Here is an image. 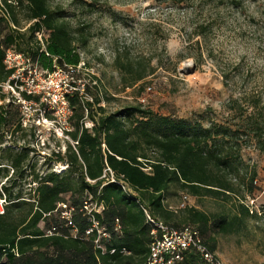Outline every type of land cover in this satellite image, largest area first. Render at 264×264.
Returning a JSON list of instances; mask_svg holds the SVG:
<instances>
[{"label":"trees","instance_id":"16d2710c","mask_svg":"<svg viewBox=\"0 0 264 264\" xmlns=\"http://www.w3.org/2000/svg\"><path fill=\"white\" fill-rule=\"evenodd\" d=\"M49 1L0 0V12L4 10L9 16H0V94L13 73L4 64L8 48L27 54L49 73L81 63L77 43L85 47L88 38L76 36L77 30L50 7ZM23 3L33 21L26 32L15 28L14 8ZM37 32L47 34L44 46L36 40ZM125 57L116 52L114 58L124 88H132L153 74V68L146 69L140 63L136 66ZM84 90L92 95V101L83 99L80 90L67 95L72 116L71 129L65 131L75 146L69 144L64 155L53 153L56 162L67 164L65 171L36 172V165L27 164L28 150H6L9 165L0 166L4 178L0 189L8 201L0 215V264H146L154 240V227L147 222L146 212L169 227L197 229L208 250L215 253L216 239L206 238L209 232L217 236L237 234L259 217V212L244 202L245 194L232 179L241 164L240 138L254 141L264 153V116L254 111L258 101L251 104L250 113L239 110L242 116L234 125L211 124L188 131L142 105L108 114L99 106V92L92 93L85 85ZM22 95L40 102L39 95ZM232 102L230 109L237 111L239 102ZM6 109L0 107L1 124L7 122ZM87 119L91 128L86 127ZM159 125L168 128L161 131ZM108 169L136 195L112 182ZM9 170L13 175L9 176ZM256 175L253 171L246 193L254 191ZM172 188L190 198L220 200L230 204L229 209L215 213L188 205L173 209ZM60 203L73 208L72 219L80 235L91 225L86 207L91 203L103 207L101 213H95L109 234L101 239L102 248L94 243L96 233L87 238L70 236L60 217ZM52 227H59V232L46 236L45 230ZM175 264L208 263L191 249Z\"/></svg>","mask_w":264,"mask_h":264},{"label":"rangeland","instance_id":"374dc122","mask_svg":"<svg viewBox=\"0 0 264 264\" xmlns=\"http://www.w3.org/2000/svg\"><path fill=\"white\" fill-rule=\"evenodd\" d=\"M49 5L77 30L76 36L88 38L85 47L77 43L81 64L75 77L81 88L85 85L92 93L99 92V106L108 114L142 105L188 131L211 124L234 125L242 116L239 110L252 112L251 104L256 101V115L264 116V81L258 79L264 77V64L259 63L264 61V0H50ZM2 12L0 16H7ZM28 12L26 3L14 8L15 28L21 32L33 23ZM35 38L44 46L47 34L41 38L35 34ZM116 52L146 69L153 68V74L124 88L114 64ZM71 82L65 71L56 70L50 77L44 74V80L33 88L44 104L34 102L28 107L25 124L16 94L3 88L0 107L7 106L8 119L0 123V166L9 165L6 150L10 148L28 150L27 164L36 165V172L62 173L68 168L65 162H56L53 153L64 155L69 144L75 146L64 129L71 126L52 121L54 112L46 109L44 114L43 106L56 100ZM233 100L241 106L237 111L230 109ZM86 127H92L89 119ZM159 128L166 131L168 127ZM239 140L243 144L241 164L232 179L259 217L240 233L217 236L209 232L206 238L216 239L215 255L223 264H264V153L254 141ZM253 171L257 175L249 194ZM170 194L173 209L185 201V195L175 188ZM186 205L208 213L230 206L192 197ZM94 208V203L88 205L89 210Z\"/></svg>","mask_w":264,"mask_h":264},{"label":"built area","instance_id":"2783aa9c","mask_svg":"<svg viewBox=\"0 0 264 264\" xmlns=\"http://www.w3.org/2000/svg\"><path fill=\"white\" fill-rule=\"evenodd\" d=\"M36 35L41 38L44 33L37 32ZM4 64L7 69L13 70L12 75L10 76L9 80L4 84V87L10 88L16 94L18 103H20L22 105V108L24 109L25 117L23 119V122L25 124L28 121L29 117L28 107L35 101L26 100L25 98H23L22 93L40 96V94H36L38 93V91L33 88L37 87V82L39 80H44V74L49 75L50 77L56 71L49 73L43 70L38 65V63L35 62L31 57L26 54L16 52L12 48H8L5 50ZM80 64L77 67L67 66L66 69H56L58 71H65L67 75L71 77L72 82L67 86L64 91L60 92L56 100H54L53 102H48V106L47 104L43 106L45 107L44 114H46V109L49 111H53L55 117L52 121H56L65 126H69V119L72 116V110L69 107L67 95L73 94L75 90H80V95L83 99L92 101V98L88 94L86 96L84 95V86H82L81 88L80 85L77 84L78 80L76 79L75 74H77ZM10 82H12V85ZM75 84H77L78 87H75ZM41 99H43L42 96H40V102ZM43 104V102L40 103V105ZM44 114L43 120L45 119L48 123V119ZM64 129L69 130L67 127ZM108 171L110 173L109 178L112 182L119 184L127 194H132L131 189L123 180H116L112 171L110 169H108ZM188 199L189 197L185 195L183 198V200L185 201H183L182 204L179 205V207H184ZM7 204L8 201L5 196V193L0 189V215L4 214L5 207L7 206ZM58 208L60 212V217L64 221V227L69 229L71 237L87 238L96 233L94 243L96 247L102 248L101 239L109 238V234L106 232L105 227L101 226L95 218V213H101L103 209L102 206L95 207L97 209L94 208L90 210L88 209V207H86L87 216L89 221L91 222V225L85 230L83 235L79 234L78 229L75 223L73 222V208L65 203H60ZM146 219L147 222L154 227V229L152 230L154 240L150 244V254L146 264H175L176 262L182 260L184 252L191 249H194L198 253H200L203 259L208 264H223L221 260L216 257L215 253H212L208 250L207 246L203 243L201 235L197 229L193 227H185L182 229H175L169 227L159 222L158 220L152 218L147 212ZM58 228L52 227L50 229L45 230L46 236L56 234L57 232H59ZM158 231L161 232L160 237L157 236ZM114 251L115 250H112L111 253H113Z\"/></svg>","mask_w":264,"mask_h":264},{"label":"clouds","instance_id":"9594fccd","mask_svg":"<svg viewBox=\"0 0 264 264\" xmlns=\"http://www.w3.org/2000/svg\"><path fill=\"white\" fill-rule=\"evenodd\" d=\"M241 54H243V51H242V50H241ZM259 63L264 64V61H261V62H259ZM258 79L264 81V77H261V78H258Z\"/></svg>","mask_w":264,"mask_h":264}]
</instances>
